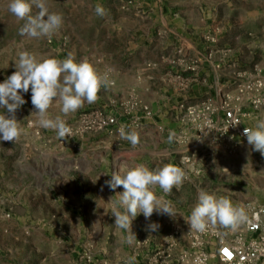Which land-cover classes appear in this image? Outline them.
Listing matches in <instances>:
<instances>
[{"label": "rangeland", "instance_id": "374dc122", "mask_svg": "<svg viewBox=\"0 0 264 264\" xmlns=\"http://www.w3.org/2000/svg\"><path fill=\"white\" fill-rule=\"evenodd\" d=\"M8 2L0 0V83L16 71L15 61L20 51L60 60L72 54L76 62L86 60L100 74L107 73L114 83L101 87L96 102L85 103L67 117L60 111L61 106L53 102L49 116H60L72 129L71 135L65 138L40 126L31 103V90L21 92L26 102L17 109L15 117L23 130L22 135L15 143L0 140V264H83L84 261L87 264L90 255L95 256L98 264H126L134 255L132 249L120 246L123 235L128 233L115 227L113 215L109 220H102L95 214L97 209L111 210L110 199L116 200V194L123 191L122 187L111 190L103 179L127 161L117 151L130 152L139 147L142 153L138 162L152 164L153 170L171 164L186 173L183 185L179 189L174 187L170 194L164 193L159 186L154 190L158 197L170 201L176 212L174 218L154 212L148 223L143 222L140 214L132 221L133 233L143 228L153 232L149 228L153 223L158 225L154 232L172 228L175 252L187 247L177 240L181 234V227L175 226L177 213L186 208L191 214L199 190L229 198L234 206L244 211L247 204L264 206V162L258 151L241 140L233 145L221 143L192 149V140L185 139L187 130L181 118V106L198 104H189L184 97L187 98L197 82L202 81L199 75L206 67L205 63H200L197 70L191 72L180 64V58L163 56L162 62L174 67H169L173 77L166 73L164 81L170 85L180 84L177 100L171 99L168 92L145 86L149 71L157 67L151 59L142 66V88L132 86V73L116 78L115 72L131 70L137 60L132 44V29L136 22H133V16L129 18V13L139 8L137 4L150 1L46 0L49 10L64 18L62 27L50 39L20 36L23 21H17L8 11ZM96 5L104 7L106 14L103 17L95 14ZM124 5L131 6L124 10ZM220 11L222 20H216L199 42L203 41L206 47V33L219 29L218 44L211 47L216 51L215 55L231 51L234 59L230 60H236L238 64L236 73L253 70L256 66L264 71V0H230L221 5ZM38 12L33 5L32 14ZM205 47H198L190 60H196L198 52ZM177 49L186 51L180 43ZM141 51L149 56L157 50ZM263 111L252 114L245 125L254 128L264 120ZM0 115L7 116V110L0 108ZM159 118H172L173 122L170 126L165 125ZM122 125L126 131L134 128L139 133L140 143L136 147L120 139L118 129ZM170 131L176 133L171 143L168 141ZM189 133L192 135L193 131L189 130ZM106 137L114 140V151L109 157L114 171L110 167L107 170V164L96 169L94 172L100 178L95 184L97 193L93 190L88 197L82 196L80 188L75 186L80 180V165L85 156L97 159L96 163H106L105 156L98 153ZM166 149L171 154H165ZM40 162L54 164L55 168L63 166L68 182L64 181L59 169L35 174L28 167ZM27 184L29 186L25 188ZM61 195L65 199H61ZM100 200L107 205L99 207ZM190 214L186 215L187 219ZM184 223L187 231L188 223ZM241 226L242 223L237 228Z\"/></svg>", "mask_w": 264, "mask_h": 264}, {"label": "clouds", "instance_id": "9594fccd", "mask_svg": "<svg viewBox=\"0 0 264 264\" xmlns=\"http://www.w3.org/2000/svg\"><path fill=\"white\" fill-rule=\"evenodd\" d=\"M33 5L39 12L32 14ZM8 11L23 21L19 35L30 39L51 38L64 23L62 14L50 11L46 0H9ZM94 12L103 17L105 9L96 5ZM14 71L4 82L0 83V108L7 110V116L0 115V140L16 142L22 135V128L15 117L26 101L21 92L31 90V103L36 109L39 124L42 128L54 130L57 136L65 138L71 135L72 129L66 120L60 116L52 118L49 109L56 101L61 107L60 111L67 117L75 113L85 103H94L98 99L101 87L109 86L114 81L109 80L107 73L100 74L89 62H76L75 57L69 54L66 59L54 57H37L28 51H20L15 61ZM120 139L127 140L133 147L140 143V135L133 128L126 131L125 126L118 129ZM243 134L254 151L264 156V120L259 121L254 128H244ZM176 133L170 131L168 141L171 143ZM186 173L180 167L166 164L150 170L144 164H137L122 172L114 171L111 179L105 183L111 190L122 186L123 191L117 193V199L111 202V214L115 217V227L128 233L127 242L136 239L132 232V221L138 214L146 219L154 212L174 216L170 201L158 197L154 189L159 186L164 193L170 194L173 188L179 189L185 179ZM247 219L243 208L234 206L226 197H218L203 189L198 191L197 203L185 220L190 230L200 233L208 227L219 225L223 228L235 230ZM155 231L158 225H149ZM134 257H129L126 264H132Z\"/></svg>", "mask_w": 264, "mask_h": 264}, {"label": "crops", "instance_id": "0c3cea01", "mask_svg": "<svg viewBox=\"0 0 264 264\" xmlns=\"http://www.w3.org/2000/svg\"><path fill=\"white\" fill-rule=\"evenodd\" d=\"M148 1H150V3L137 4L139 8H136L132 10L133 12L131 11L132 13H129V18L132 19L133 16L134 18L132 20L134 23L136 22L134 28L132 29V33L134 34L132 36V44L134 45L133 50L137 52L134 55L137 60L131 65V70L115 72V76H117L116 78H119V76H123L125 73H132V86L142 88V66L147 59H151L157 64V67L149 71V81L145 80V86L147 85L149 89L155 91L168 92L171 99L175 98V100H177V90L180 84L178 85V83H175L170 85L164 81V76L166 73L173 77L174 73L171 69L174 67L168 66L165 62H162L163 56L174 59L180 58V64L185 67L197 48L205 47L203 41L199 42V40H201L204 32H206L209 27L214 26L216 20H222L220 16L221 5L223 3L229 2L230 0ZM178 43L181 44L182 50L183 48H186L185 52L178 51ZM146 44H149V46ZM150 48L156 49V53L147 56L146 53L141 51H147L150 50ZM230 59L234 58H232L230 55L228 59H224L223 55L219 53L215 55L214 61H207V63L204 62L206 67L202 70V74H200L201 76L199 75L200 80L202 81H198L194 86L195 90H193V92L187 98L184 97V99L187 100L189 104H194L205 100L208 96H217L220 90H232L233 76L236 74L238 64H236V60ZM218 60L222 61V70H217L213 67V64L220 63ZM169 67L171 69H169ZM159 119L163 124L169 126L173 122L172 118ZM103 144V148H101L98 153L105 156L106 159L104 160L106 163H96L97 159L92 160L88 156H85L83 163L80 165L78 170V177H80V180L76 182L75 186L80 188L79 190L82 196L85 195V197H88L94 193L93 190L96 187L95 184L100 179L94 172L96 169L104 168V164H107V170H110L109 167L112 168V170L114 169V165H111L109 159L111 152L114 151V140L112 138L106 137L104 138ZM117 153L123 156V160L127 161H125L119 168L114 169L116 172H122L137 164H143L138 162L142 153V150L139 147L133 148L130 152L125 151L119 153V151H117ZM165 154H171L170 150L166 149ZM128 160H131V162ZM145 166H147L150 170H153L152 164ZM28 167L35 171V174H40V172L47 173L50 170L59 169L61 173L63 172L64 181L68 182V176H64L65 168L63 166L55 168L54 164L40 162L39 164L36 163L35 165L29 164ZM110 176L111 173L109 172L108 176L103 178L104 181L106 182L107 180H110ZM29 185L31 186V182H29ZM29 185H25V188H27ZM94 191L97 193V190ZM60 198L65 199L64 195H61ZM103 205L106 206L107 203H105L103 200H100L98 206L102 208ZM110 211L111 210L102 211L97 209L95 214H97L102 220H109L112 215ZM177 214H179V217L176 219L175 226L178 228L181 227V234L177 240L179 239V241H181V243L186 247L189 242L186 236L187 231L185 229L184 222L185 219H187L186 215H189L190 213L186 208H182ZM140 215L141 219L144 220L143 222L146 223H148V221L152 218L151 216L150 218L146 219L142 213ZM164 215L166 217L169 216L167 214ZM171 217L174 218V216ZM133 234L135 235L136 239H133L131 244L127 242L128 235H123V240L120 245L122 246V249L133 250L134 260L132 264H134V262L139 260L141 257H146L148 254L158 248H167L168 246L172 247L175 239L173 229H168L167 227H165L164 232H162L160 229L157 232H150L148 230L144 231L143 228L136 230ZM83 264H86L85 261Z\"/></svg>", "mask_w": 264, "mask_h": 264}, {"label": "built area", "instance_id": "2783aa9c", "mask_svg": "<svg viewBox=\"0 0 264 264\" xmlns=\"http://www.w3.org/2000/svg\"><path fill=\"white\" fill-rule=\"evenodd\" d=\"M131 5H124V10ZM219 29L206 33L205 50L198 52L196 60L186 64V71L194 72L200 63L210 61L216 51ZM231 51H223L224 59ZM217 70L222 63L213 64ZM232 90H220L217 96H208L196 105L181 106V116L186 125L187 141L192 140V149H200L216 144L233 145L237 140L247 143L243 134L247 119L264 110V71L256 66L253 70L239 71L233 76ZM189 130L193 131L190 135ZM264 162V156L259 152ZM247 219L235 230L209 226L203 232L190 230L188 225V245L179 252L173 246L158 248L141 257L134 264H264V206L247 204ZM87 264H98L95 256H88ZM100 264H108L107 262Z\"/></svg>", "mask_w": 264, "mask_h": 264}]
</instances>
